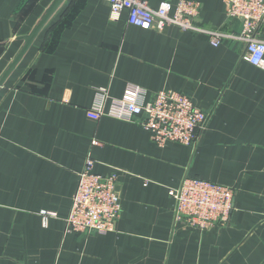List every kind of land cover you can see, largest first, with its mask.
I'll return each mask as SVG.
<instances>
[{
	"label": "crops",
	"instance_id": "obj_1",
	"mask_svg": "<svg viewBox=\"0 0 264 264\" xmlns=\"http://www.w3.org/2000/svg\"><path fill=\"white\" fill-rule=\"evenodd\" d=\"M53 1L0 0V76ZM145 1L174 11L182 0ZM186 1L204 28L239 29L224 0ZM109 12L105 0H62L0 87V264H264V69L237 41L214 47ZM133 85L210 112L194 145L157 146L137 121L91 110L98 88L120 98ZM88 155L95 173L116 174L121 214L113 231L65 233ZM185 176L234 189L225 225L174 224L169 190Z\"/></svg>",
	"mask_w": 264,
	"mask_h": 264
},
{
	"label": "built area",
	"instance_id": "obj_2",
	"mask_svg": "<svg viewBox=\"0 0 264 264\" xmlns=\"http://www.w3.org/2000/svg\"><path fill=\"white\" fill-rule=\"evenodd\" d=\"M105 1L111 21H117L126 12L127 22L143 29L163 31L168 26H176L183 32L204 33L214 47L237 41L243 45L241 58L264 69V39L259 35V27L264 22V0H224L226 17L241 21L239 29L233 32L201 26L197 22L200 11L197 2L182 0L173 11L169 1H162L157 7L145 0ZM91 110L99 116L137 121L157 146L168 142L194 145L210 116V112L195 106L182 92L159 90L146 98L145 91L134 85L128 86L120 98L111 97L105 88H98ZM93 166L94 160L88 155L77 174L65 233L89 235L115 229L122 210L117 176L95 173ZM169 195L174 202V224L182 227L207 230L225 225L233 210L232 187L198 177L185 176L178 187L169 190ZM42 213L45 217L50 215Z\"/></svg>",
	"mask_w": 264,
	"mask_h": 264
},
{
	"label": "water",
	"instance_id": "obj_3",
	"mask_svg": "<svg viewBox=\"0 0 264 264\" xmlns=\"http://www.w3.org/2000/svg\"><path fill=\"white\" fill-rule=\"evenodd\" d=\"M61 1L62 0H54L52 2V4L48 7V9L46 10V12L43 15V17L39 20V22L33 28V30L31 31V33L23 38L24 39V42H23L22 46L18 50V52L15 55V57L13 58V60L7 66V68L5 69V71L0 76V87L3 85V83L5 82V80L8 77V75L12 72V70L15 68L16 64L20 61V59L22 58V56L24 55V53L27 51V49L31 45V43L33 41V38L35 37L36 33L41 29V27L43 26V24L45 23V21L47 20V18L49 17V15L53 12V10L57 7V5Z\"/></svg>",
	"mask_w": 264,
	"mask_h": 264
},
{
	"label": "rangeland",
	"instance_id": "obj_4",
	"mask_svg": "<svg viewBox=\"0 0 264 264\" xmlns=\"http://www.w3.org/2000/svg\"><path fill=\"white\" fill-rule=\"evenodd\" d=\"M46 213H49V212H46ZM43 215H44V213H43ZM51 215V214H50ZM64 231H65V228H64ZM73 234V233H72Z\"/></svg>",
	"mask_w": 264,
	"mask_h": 264
}]
</instances>
